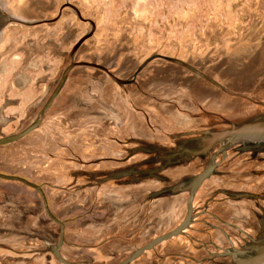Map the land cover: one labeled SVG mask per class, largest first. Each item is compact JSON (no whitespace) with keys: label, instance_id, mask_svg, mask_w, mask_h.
I'll return each mask as SVG.
<instances>
[{"label":"rangeland","instance_id":"rangeland-1","mask_svg":"<svg viewBox=\"0 0 264 264\" xmlns=\"http://www.w3.org/2000/svg\"><path fill=\"white\" fill-rule=\"evenodd\" d=\"M2 1L12 15L40 23L9 21L0 33V68L5 70L0 75V107L6 91L11 97L6 99L11 105L5 110L11 122L0 129V138L19 133L36 118L41 121L33 131L0 145V174L38 186L0 177V264H64L59 258L74 264L124 262L140 247L171 231L185 214L188 193L162 219L165 210L154 209L150 202L155 199L148 195L150 190L145 192L159 178L160 167L150 157L152 145L145 149L149 144L140 147L141 142L152 144L165 137L161 143H166L168 135L187 132L197 120L190 115L192 119L183 124L170 122L165 111L174 109L170 98L191 113L196 107L212 109L213 101L219 105L234 102L237 109L243 104L264 109V0ZM21 8L28 14L16 12ZM71 63L76 64L62 81ZM188 66L201 73V78ZM15 75L22 79L14 80ZM205 75L220 81L224 93ZM199 87L205 92L200 94ZM132 151L136 154L131 156ZM227 155L216 160L223 175L213 174L209 179L235 177L234 185L243 188L232 190L260 194L244 188L247 181L242 183V179L250 174L264 177V156L251 158L233 149ZM201 169L200 164L194 173ZM129 173L155 180L133 184V178L123 177ZM162 180L167 182V177ZM210 180L197 188L193 220L181 233L144 249L127 264H224L227 256L212 255L223 250L222 241L213 237L217 226L234 243L241 241L236 229L243 228L244 220L216 207L226 197H208ZM251 216L256 223L255 214ZM221 233L228 247L230 242ZM183 240L185 252L177 248Z\"/></svg>","mask_w":264,"mask_h":264},{"label":"bare ground","instance_id":"bare-ground-1","mask_svg":"<svg viewBox=\"0 0 264 264\" xmlns=\"http://www.w3.org/2000/svg\"><path fill=\"white\" fill-rule=\"evenodd\" d=\"M139 1V0H138ZM196 2V1H195ZM199 2V1H198ZM253 3V1H251ZM153 4V2H151ZM156 5V3H155ZM154 5V6H155ZM197 5V4H196ZM252 5V4H251ZM2 6V5H1ZM0 6V7H1ZM153 6V7H154ZM157 6V5H156ZM253 6V5H252ZM251 6V7H252ZM141 8V7H140ZM139 9V8H138ZM147 10V9H146ZM142 11V10H141ZM153 11V10H152ZM14 12V11H13ZM264 41V40H263ZM227 45V44H226ZM230 45V43H229ZM233 47V46H232ZM263 47V46H262ZM262 49V48H261ZM225 50V48H224ZM262 59L264 58V49L261 52ZM241 54V53H240ZM242 55V54H241ZM239 58V57H238ZM245 58V57H244ZM248 58V56H247ZM245 58V59H247ZM240 61V60H239ZM234 63V61H232ZM245 62V61H244ZM186 63V62H185ZM218 63V62H217ZM220 63V62H219ZM229 63V62H228ZM243 63V62H242ZM236 64V63H235ZM244 64V63H243ZM145 65V64H144ZM184 66V65H183ZM192 66V65H191ZM219 66V64H218ZM230 66V65H229ZM143 67V66H142ZM193 67V66H192ZM231 67V66H230ZM234 67V66H233ZM187 68V67H186ZM237 68V67H236ZM242 69L241 67H239ZM140 69V68H139ZM195 69V68H194ZM232 69V68H231ZM263 69V68H262ZM196 70V69H195ZM198 70V68H197ZM202 70V69H201ZM204 71V70H203ZM258 71V70H257ZM261 71V70H260ZM264 71V70H263ZM261 71V72H263ZM141 72V71H140ZM194 72V71H193ZM198 72V71H197ZM205 72V71H204ZM212 72V71H211ZM248 72V71H247ZM260 72V73H261ZM199 74V73H198ZM201 74V73H200ZM199 74V75H200ZM204 74V73H203ZM215 75V74H214ZM254 75V74H253ZM261 75V74H260ZM110 76V75H109ZM206 76V75H205ZM218 77V75H217ZM256 77V76H255ZM65 78V77H64ZM201 78V75H200ZM204 78V77H203ZM209 78V77H208ZM213 78V77H212ZM216 78V76H215ZM210 79V78H209ZM264 79V78H263ZM65 79H62L64 81ZM122 80V79H121ZM214 80V79H213ZM231 80V79H230ZM233 80V79H232ZM60 82L61 83L63 82ZM129 81V80H127ZM208 81V80H207ZM234 81V80H233ZM247 81V80H246ZM117 82V81H116ZM120 82V81H119ZM118 82V83H119ZM126 82V81H125ZM189 82H194V79H189ZM217 82V81H216ZM231 82V81H230ZM248 82V81H247ZM246 82V83H247ZM148 83V82H147ZM220 83V81L218 82ZM249 83V82H248ZM19 84V83H18ZM244 84V83H243ZM242 84V85H243ZM59 85V86H60ZM214 85V84H213ZM241 85V87H242ZM251 85V84H250ZM244 86V85H243ZM258 86V85H257ZM239 87V86H238ZM246 87V86H245ZM256 87V86H255ZM243 88V87H242ZM236 89V88H235ZM238 89V88H237ZM244 89V88H243ZM198 92L200 94L204 93V88L199 87L197 88ZM220 90V89H218ZM229 90V89H228ZM226 90V91H228ZM191 91V90H190ZM221 91L224 90L222 89ZM183 92V91H182ZM231 93L230 96H232ZM223 95V94H222ZM201 96V95H200ZM228 95V97H230ZM180 97V96H179ZM198 97V96H197ZM219 97V96H218ZM224 97V96H223ZM146 98V96H145ZM173 98V97H172ZM170 98V104L174 106L175 111L172 110V108H168L165 111H168L169 113V121L173 122L174 124L182 123L184 120L190 121V115H197L196 117V123H194L193 128L190 130L187 129L184 131H180L181 134H172L171 136L168 135L166 137V143H161L163 139L160 141L153 142L152 144L147 142H141L140 147H143L144 145H148L145 149H149L152 147L154 148L153 156L150 155V157L153 158V162L157 163V165L160 167V171L158 172L159 178L156 179L153 183V187H146V190L148 191V195H156L160 196L159 198H155V201H151L150 203L152 206H154V209L156 208H163L165 210V213L163 214L162 219L168 218L169 215L176 209L174 207L178 205L180 202H183L182 194L188 193L191 191L190 188H192L193 184H195L196 179H194L193 175L195 174L196 167L200 166L201 164V172H204L203 174H206L207 172H212L206 176V178L201 182L204 183L207 179L210 180L212 174L215 175H223L218 168L217 158L224 155V158L229 157L227 155L228 149H233L237 153L247 154V156H250L251 158H257L260 154L264 156V109H255L251 108L250 105H245L247 108H243L244 104L240 108L234 107V102L226 103V105H220L219 111L223 112L222 114H215L217 112H212L211 110L208 111V108H198L196 107L195 111H192L194 113H191L187 110V108L184 109V106H179L178 102L174 99ZM182 97H180L179 100H181ZM189 99V98H185ZM184 99V100H185ZM228 100V98H225ZM216 100V99H215ZM186 101V100H185ZM257 101V100H256ZM173 102V103H172ZM188 102H190L188 100ZM195 105H197V101L193 99V102ZM256 103V102H255ZM259 102H257L258 104ZM163 104V103H162ZM184 104V103H182ZM193 106V105H192ZM198 106V105H197ZM49 107V106H48ZM194 107V106H193ZM189 108V107H188ZM191 108V107H190ZM171 109V110H170ZM224 110V111H223ZM153 112V111H152ZM156 112V111H155ZM196 112V113H195ZM226 112V113H224ZM143 113V112H142ZM154 114V113H152ZM177 114L180 118H178ZM212 115V116H211ZM222 115V116H221ZM155 116V115H154ZM149 119V118H147ZM157 119V118H156ZM36 121L33 124V126L36 127V125L41 121V117L36 118ZM154 120V119H153ZM148 121V120H147ZM160 121V120H159ZM158 122V121H157ZM156 122V123H157ZM214 122H220L222 123L221 126H215L211 129L206 128L209 125L213 124ZM147 123V122H146ZM154 123V122H153ZM159 124V123H158ZM143 125V124H142ZM152 125V124H151ZM155 125V124H154ZM204 125H208L204 127ZM220 125V124H219ZM39 129L42 127V125H39ZM158 126V125H157ZM152 127V126H151ZM154 127V126H153ZM152 127V128H153ZM188 127V126H186ZM160 129V132H164L163 128L158 127ZM168 128V127H167ZM184 129V128H183ZM186 129V128H185ZM230 131H228V130ZM34 129H31L30 131H33ZM170 130V129H169ZM168 130V131H169ZM29 131V132H30ZM202 131L208 132L207 135H202ZM159 132V131H158ZM183 132V133H182ZM230 132V133H229ZM150 133V131H149ZM172 133V132H171ZM177 133V132H176ZM162 136V135H160ZM153 138V137H152ZM156 138V137H155ZM159 138V137H158ZM158 140V139H157ZM29 142V140H27ZM26 143V142H25ZM74 144V143H73ZM76 144V143H75ZM73 147V146H72ZM71 147V148H72ZM35 148V147H34ZM43 148V146H41ZM28 149V148H27ZM37 149V148H36ZM35 149V150H36ZM40 149V148H39ZM31 150V149H30ZM29 151V150H28ZM34 152V151H32ZM223 157H221L222 159ZM223 158V159H224ZM263 158V157H262ZM264 159V158H263ZM222 161V160H221ZM146 162V161H141ZM213 163V167L210 166V164ZM233 163V161H232ZM235 163V161H234ZM224 164V163H223ZM224 166V165H223ZM162 167V168H161ZM249 167V166H248ZM250 168V167H249ZM253 169V168H252ZM204 170V171H203ZM223 170V169H222ZM258 170V169H256ZM237 171V170H235ZM248 171V170H247ZM252 172V171H251ZM262 173V172H261ZM164 177H167V182L162 180ZM232 177V176H231ZM116 178V177H115ZM234 179L235 177H232V180L230 178L226 179H219L217 177L211 179L208 182V189L207 193L210 192V195H208L209 198H213L214 195L223 194L226 195L232 191V189L235 188H243L240 185H234ZM239 179V178H238ZM241 180V178H240ZM247 181V186H244L246 189H251L256 192H261L260 194L255 193V197L248 198V199H233L235 201H229V198H224L226 201L221 199V197L216 198V202L220 201L218 199H221V202L216 206L218 209L224 211L225 213L229 214L233 218H240L244 220V223L240 228L238 227L236 229V232L239 234V238L241 241L234 240L235 242H231L229 238V234H226L225 231L217 226L218 231L216 234L213 235V237L216 238V241H222L219 242L223 245V250L217 254L218 256H223V254L228 253L227 256L228 259L222 263L224 264H264V202L258 201L260 198L259 196L264 193V177L256 178L253 177L251 174L250 176H247V179L243 178L242 183H245ZM158 184H156V183ZM200 184V185H201ZM159 185V186H158ZM199 185V186H200ZM157 187V188H156ZM188 187V188H187ZM239 190H233V191H239ZM245 189H242L243 192ZM120 192L126 193L124 190H120ZM174 192V193H173ZM196 192V191H195ZM193 192V196L195 194ZM187 195V194H186ZM213 195V196H212ZM215 195V196H216ZM192 196V199H193ZM228 196V195H227ZM262 196V195H261ZM190 198V197H189ZM215 198V197H214ZM151 200V198H149ZM153 199V198H152ZM192 199L190 201V204L185 203V214L183 216V220L176 224L173 229L182 230L184 227L187 226L189 217L190 220L194 215V207L196 205H192ZM203 199V198H202ZM206 199V197H205ZM208 199V198H207ZM228 199V200H227ZM149 200V201H150ZM214 200V199H213ZM207 201V200H206ZM210 201V200H209ZM208 201V202H209ZM205 202V201H204ZM212 202V201H211ZM214 202V201H213ZM201 203V202H200ZM203 203V202H202ZM196 204V203H195ZM206 204V203H205ZM204 204H202L203 206ZM214 205V204H213ZM143 206V205H142ZM182 206V207H183ZM201 206V205H200ZM179 209L182 210L184 208ZM207 207V206H206ZM210 207V205H209ZM197 208V207H196ZM215 208V210L217 209ZM148 209V208H147ZM146 209V210H147ZM144 210V209H143ZM206 211V210H205ZM143 212V211H142ZM202 212V211H201ZM207 212V211H206ZM216 212V211H215ZM156 213V212H155ZM179 213V212H177ZM176 213V214H177ZM204 213V212H203ZM210 213V212H209ZM218 213V212H217ZM255 214L256 223L252 221V214ZM154 214V213H153ZM175 214V215H176ZM197 214V213H196ZM206 214V213H204ZM216 214V213H215ZM220 214V212H219ZM226 214V215H227ZM208 215V214H207ZM206 215V216H207ZM228 215V216H229ZM247 215V217H246ZM177 216V215H176ZM201 216V215H200ZM227 216V217H228ZM229 216V217H230ZM179 217V216H177ZM199 218V217H198ZM200 219V218H199ZM211 219V218H210ZM213 219V218H212ZM247 219V223L245 220ZM193 220V219H192ZM191 220V221H192ZM209 220V218L207 219ZM215 220V219H214ZM225 220H227L225 218ZM233 220V219H230ZM229 220V221H230ZM198 221V219H197ZM195 221V222H197ZM212 221V220H211ZM210 221V222H211ZM200 222V221H199ZM209 222V221H208ZM217 222V221H214ZM190 223V222H189ZM198 223V222H197ZM201 223V222H200ZM219 223V222H217ZM225 224V223H224ZM244 224H247V226H244ZM255 224V225H253ZM223 225V223H222ZM232 225V224H231ZM168 226V225H167ZM196 226V225H195ZM201 226V225H200ZM222 227V226H221ZM231 226L228 227V231L231 230ZM190 228V227H189ZM195 228V227H194ZM201 228V227H200ZM199 228V229H200ZM224 228V227H223ZM230 228V229H229ZM247 228V229H246ZM143 229V228H142ZM172 229V230H173ZM211 229V228H210ZM156 230V229H155ZM193 230V229H192ZM196 230V229H195ZM194 231V230H193ZM209 231V230H208ZM207 231V233H208ZM232 231V230H231ZM231 231L229 233H231ZM138 232V231H137ZM136 232V233H137ZM153 232L154 231L153 229ZM223 233L227 239L229 240V245L226 247L225 241L221 239V236L219 233ZM243 233L241 235V233ZM181 233V232H180ZM186 233V232H185ZM184 233V235H185ZM194 233V232H192ZM196 233V232H195ZM194 233V234H195ZM215 233V232H214ZM221 233V235H222ZM188 234V233H187ZM191 234V233H190ZM197 234V233H196ZM189 235V234H188ZM198 235V234H197ZM203 235V234H201ZM232 235V234H231ZM139 236V235H138ZM142 236V235H141ZM200 236V235H199ZM207 236V235H205ZM194 237V236H193ZM202 237V236H200ZM204 237V236H203ZM133 238V237H132ZM232 238V237H231ZM156 239V238H155ZM182 239V238H181ZM189 239V238H188ZM234 239V237H233ZM178 240V238H177ZM196 241V240H195ZM204 241V239H203ZM182 244L177 245V248H182V245L184 244V240L182 241ZM192 243V241L190 240ZM262 242V244L258 245L256 243ZM197 243V242H196ZM213 244V243H212ZM234 244H237L235 246ZM27 245V244H26ZM214 246V245H213ZM219 246V245H217ZM230 246V248H229ZM186 247H189L186 246ZM200 247V246H199ZM212 247V246H211ZM215 247V246H214ZM175 248V247H174ZM193 248V247H192ZM221 248V247H218ZM221 248V249H222ZM177 249V250H178ZM184 252L187 250L186 248H182ZM214 249V248H213ZM216 249V248H215ZM170 251V250H169ZM180 251V250H179ZM241 251V252H240ZM176 252V251H174ZM178 252V251H177ZM164 253V252H162ZM161 253V255H162ZM170 253V252H169ZM205 253V252H204ZM203 254V253H201ZM211 254V253H210ZM206 255V254H205ZM163 256V255H162ZM198 256V255H196ZM208 256V255H207ZM166 257V256H165ZM215 257V256H214ZM176 258V257H175ZM174 258V259H175ZM179 258V257H178ZM219 258V257H218ZM221 258V257H220ZM194 259V258H193ZM186 260V259H185ZM195 260V259H194ZM215 260L214 258L212 259ZM187 261V260H186ZM189 261V260H188ZM209 261V260H208ZM206 261V263L208 262ZM211 261V260H210ZM204 262V261H202ZM197 263V262H196ZM211 263V262H210Z\"/></svg>","mask_w":264,"mask_h":264},{"label":"water","instance_id":"water-1","mask_svg":"<svg viewBox=\"0 0 264 264\" xmlns=\"http://www.w3.org/2000/svg\"><path fill=\"white\" fill-rule=\"evenodd\" d=\"M23 20H20V22L21 23H25L26 25H32V24H38V23H40V21H36V20H34V21H23ZM170 60H172V59H170ZM173 61H175L174 59H173ZM180 63V62H179ZM76 63H71V64H69L68 65V67L65 69V71H64V73H63V77L61 78V80L62 79H64V77H65V74L67 73V71L72 67V66H74ZM84 64H86V65H88L87 63H84ZM94 67H98V68H100V69H103L105 72H107V70L105 69V68H103V67H101V66H94ZM189 67V69H191L192 71H194V72H197L195 69H193V68H191L190 66H188ZM198 73V72H197ZM111 77H112V79L114 80V81H117V82H119V83H124L123 82V80H121V79H118L117 77H115L114 75H112V74H109ZM205 78H207L206 76H204ZM207 80L208 81H210L211 83H213L214 85H217L218 87H220L221 89L223 88L221 85H219L217 82H215V81H213V79H208L207 78ZM129 81H127V83H128ZM224 89V88H223ZM228 92V91H227ZM246 105V104H245ZM244 105V108L246 109L247 107ZM236 109V108H235ZM224 111V110H223ZM42 114H43V112H42ZM193 116V115H192ZM196 117H197V115H195ZM215 123H217V122H214L213 124H211V125H204V127H206V126H208V127H206V128H209V129H211V128H213V127H215L216 125H214ZM218 124H221L220 122H218ZM35 128V126H33V124H31L30 126H28L27 128H25V129H23L22 131H20L19 133H16V134H12V135H9V136H5V137H2V138H0V145L1 144H5V143H9V142H12V141H15V140H17V139H19L20 137H22V136H24L25 134H27L31 129H34ZM212 130V129H211ZM228 130V129H227ZM228 131H230V130H228ZM183 133V132H182ZM202 133V135H207L208 134V132H206V131H202L201 132ZM230 133V132H229ZM175 134H181V133H175ZM134 154L136 153V151H134L133 152ZM210 166L211 167H213V163H211L210 164ZM204 171V170H203ZM204 172H201V171H199L198 173H196L195 175H193V177H194V179H196V182H195V184H193V186H192V188H190L191 189V191L189 192V197H188V201H187V203H189L190 204V201H191V199H192V196H193V192H195L196 190H197V188L199 187V185L201 184V182L206 178V176L208 175V174H210V173H212V172H207L206 174H203ZM211 175V174H210ZM213 175V174H212ZM107 178L106 179H112V178H109V176L108 175H105ZM0 177H2V178H6V179H13V180H20V181H23V182H25V183H27V184H29V185H31V186H33V187H35V188H37L38 189V186H36V185H33V184H31V183H29V182H27L25 179H23V178H20V177H17V176H10V175H5V174H0ZM123 177H129V178H133L134 180H130V182L132 183L133 182V184L134 183H141V182H143V181H146V180H149V179H154L155 180V177L154 176H142V177H140V178H135V176L133 175V173H129V174H127V175H124ZM104 182H105V180H104ZM100 183H103V182H100ZM188 188V187H187ZM174 193V192H173ZM228 195V196H227ZM226 195V197L227 198H229V199H248V198H252V197H255V193H251V192H243V191H230L228 194ZM257 195V194H256ZM262 195V196H261ZM259 197H260V199H264V194H261ZM156 198H159V197H161V195L160 196H156V195H150V197H152L153 199H156ZM189 221H190V217H189V220H188V223H189ZM188 223H187V225H188ZM180 232V230H178V228L177 229H173V230H171V231H169V232H167V233H164L163 235H161V236H159V237H157L156 239H154L153 241H151L150 243H148V244H146V245H144V246H142V247H140L139 249H137L136 251H135V253H133L127 260H125L124 262H121V263H119V264H127L132 258H134V257H136L137 255H139L140 253H141V251H143L144 249H147V248H149V247H152L154 244H156V243H158V242H160V241H162V240H165V239H168V238H170V237H172L173 235H176V234H178ZM256 244H258V245H260V244H262V242H258V243H256ZM55 250H58L59 249V245L58 246H55V248H54ZM54 250V251H55ZM241 252V251H240ZM229 254L228 253H225V254H223V256H228ZM59 261L61 262V263H64V264H74V263H71V262H69V261H66V260H63V259H61V258H59Z\"/></svg>","mask_w":264,"mask_h":264},{"label":"crops","instance_id":"crops-1","mask_svg":"<svg viewBox=\"0 0 264 264\" xmlns=\"http://www.w3.org/2000/svg\"><path fill=\"white\" fill-rule=\"evenodd\" d=\"M0 4L1 5H3V1L2 0H0ZM16 12L17 13H19V14H28V12L24 9V8H21V10L19 11V10H16ZM15 17H17V16H13L11 13H9V12H7L6 10H5V8L3 7V6H1L0 7V33H1V30H2V28H3V26H2V24H5V23H9V21H17V22H19V23H21L20 22V20H18L17 18H15ZM18 18H20V17H18ZM3 66V65H2ZM4 68L3 67H1L0 68V75L1 74H3L4 72H5V70H3ZM219 99V98H218ZM217 107L215 106V101H213V106H212V109H209L208 111H212V112H217V113H215V114H218V112H219V102H217ZM219 115V114H218ZM212 116V115H211ZM185 121V120H184ZM184 121L181 123V124H183L184 123ZM9 248H11V249H13V250H15L14 248H12V247H9ZM20 253H22V252H20Z\"/></svg>","mask_w":264,"mask_h":264},{"label":"flooded vegetation","instance_id":"flooded-vegetation-1","mask_svg":"<svg viewBox=\"0 0 264 264\" xmlns=\"http://www.w3.org/2000/svg\"><path fill=\"white\" fill-rule=\"evenodd\" d=\"M14 16V15H13ZM16 16V15H15ZM15 18H17L18 20H22L21 18H18V17H15ZM4 25L5 24H2V26L4 27ZM3 29V28H2ZM2 31V30H1ZM4 70V69H3ZM16 76H18V75H15V79L14 80H16V79H22V77H16ZM20 87V86H19ZM20 89H22V88H20ZM3 98H4V101H3V104H2V106L0 107V129H2L5 125H7L8 123H10L11 122V120L10 119H8L7 118V115L5 114V110H6V108L8 107V106H10L11 105V102H9V101H6V99L8 100L9 98H11V97H9V92L8 91H6L5 92V94H4V96H3ZM19 103V101H16L15 102V105H17ZM217 103H215V106L217 107ZM42 112H43V110H42ZM41 112V113H42ZM218 117H219V115H218ZM192 118H196V116L195 115H193L192 116ZM1 123H2V125H1ZM132 152H134V151H132ZM136 154V153H135ZM135 154H131V156L132 155H135ZM131 156H129L128 158H125L126 160L127 159H129ZM202 167V166H201ZM8 197H6V198H8V200H10V196H11V194H8L7 195ZM9 205V204H8ZM14 221L15 222V220L14 219H11V220H9V221ZM23 221V220H22ZM25 221V220H24Z\"/></svg>","mask_w":264,"mask_h":264}]
</instances>
